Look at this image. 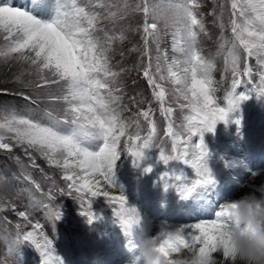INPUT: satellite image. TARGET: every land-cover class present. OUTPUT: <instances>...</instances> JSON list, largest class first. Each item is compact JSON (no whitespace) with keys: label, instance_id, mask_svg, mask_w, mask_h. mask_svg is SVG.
Wrapping results in <instances>:
<instances>
[{"label":"snow or ice","instance_id":"snow-or-ice-1","mask_svg":"<svg viewBox=\"0 0 264 264\" xmlns=\"http://www.w3.org/2000/svg\"><path fill=\"white\" fill-rule=\"evenodd\" d=\"M55 3V15L48 22H41L18 9L0 7V33L8 41L0 49V60L24 62L34 70L28 74L36 77V80L24 84L18 76L17 82L25 87L41 88L56 83L64 87L63 95L49 98L63 103L62 115L54 116L49 112L47 122L31 115L0 114V150L11 152L14 147H22L26 152L38 153L50 166L62 169L69 194L75 193V199L81 204V214L89 223L94 219L89 197H104L113 206V214L129 238L127 247L131 248L132 230L140 221L136 210L126 207L121 193L109 191L114 189L113 168L121 154L122 138H125L124 152L138 163L145 149L156 146L157 128L149 109L138 113L149 123L147 135L129 132L130 123L123 118L120 109L123 99L120 76L124 70H116L113 66L115 45L122 44L126 35L123 31L117 34L106 30L101 22L107 20L115 25L131 13L142 16L143 23L138 30L143 55L149 57L142 74L152 90L153 99L160 105V112L168 121L165 135L172 138V154H165L161 146L159 160L165 165L169 161H180L195 174L190 186L170 185L166 174L162 179L166 189L174 187L180 199L187 200L197 189L214 184L207 167L208 153L203 146V134L212 132L218 122L226 120L229 111L249 98L234 93L243 78L251 76L249 61L252 59L261 69L255 95L264 97V0H231V18L227 27L230 38L224 35L223 22L218 24L221 29L218 51L224 53V70L232 77L223 108L218 106L216 97L217 82L213 77L216 65L205 58L198 47L200 35H208L199 12L200 0H161L159 4L150 0H136L135 3L130 0L122 3H113V0H87L86 3L55 0ZM161 25L173 30L177 56L170 63L165 57L163 67L157 56L153 71L150 46L159 44ZM138 50L135 47L129 49ZM165 71L167 75H164ZM165 82L173 85L174 99L185 102L179 107L189 110L182 131H174L170 119L173 108L165 106L168 95ZM235 123L239 125V120ZM197 135L201 141L193 143V137ZM149 171L151 169H145V172ZM25 179L31 180L27 176ZM35 187L39 191V185ZM42 195L49 201L54 199L51 189ZM43 207L46 218L54 227L61 216L59 209L52 203H44ZM226 211L224 204L220 205L213 219L187 226L186 234L183 228L175 231L162 228L153 237L157 250L168 259L174 258L180 250L192 249L201 257L214 258L215 264H232L225 239L228 228L224 220ZM18 215L30 221L27 211H20ZM40 228L37 223L33 225V231H17L13 238L16 248L10 252L13 255L26 241L41 254L42 264H62L58 257L49 259L52 243L42 231H37Z\"/></svg>","mask_w":264,"mask_h":264},{"label":"rangeland","instance_id":"rangeland-1","mask_svg":"<svg viewBox=\"0 0 264 264\" xmlns=\"http://www.w3.org/2000/svg\"><path fill=\"white\" fill-rule=\"evenodd\" d=\"M79 2L86 3L87 0H79ZM122 2L123 0H113V3ZM130 2L135 3L136 0ZM150 2L159 4L161 0H150ZM230 2L231 0H200L199 9L208 35H200L198 47L202 55L216 65L213 77L217 82V103L222 108L225 107L224 97L230 89L232 77L231 73H225L224 53L218 51L221 43V29L218 24L223 22L226 29L224 35L230 38V32L227 30L231 18ZM2 6L24 11L41 22L50 21L56 11L55 0H43V2L42 0H0V7ZM142 23V16L135 13L129 14L115 25L107 20L101 22L106 30L117 34L123 31L126 35V40L122 44L118 42L115 45L113 66L116 70H124L120 76L123 89L120 109L123 118L130 123L129 132L135 134L138 131L141 136L147 135L149 123L138 113L149 109L150 117L157 128L156 146L145 149L138 163L124 152L125 138L121 139L119 146L121 154L113 168V187L125 196V200L136 204L147 214L151 215L155 209H158L163 215L168 213L177 216V221L180 222L181 216L185 213L179 210L185 200L180 199L174 187L166 189L162 177L166 174L170 185L175 183L177 186L180 184L190 186L195 174L190 167L180 161H169L165 165L159 160L161 146L165 154H172V138L165 135L168 121L160 112V105L153 99L152 90L142 74V69L149 60V57L143 55V43L138 30ZM100 35L102 36L103 33ZM173 41V30L161 25L159 44L153 43L150 46L153 71L156 68L157 56L160 57L162 67L165 57L170 63L177 56ZM7 43L4 34L0 33V49ZM133 47L139 50L129 51ZM121 52L123 55L120 54ZM249 66L252 70L251 76L244 77L234 93L235 96L244 95L249 98L229 111L226 120L218 122L212 132L203 134V146L208 153L207 167L213 180L219 176L218 181H224L221 174L227 169L228 174L231 175L229 180L234 183L233 186L230 182L217 185L220 189L213 187V184L205 186L211 189L215 201L218 198L223 201L232 199L245 190H249L247 195L259 196V188L264 186L262 183L264 176H259L264 172V97L255 95L257 85L260 83L261 69L255 59L249 61ZM30 71L34 70L24 62L0 60V114L6 115L11 112L31 115L43 122H47L49 112L54 116H61L63 103L54 102L49 98L63 95V85L56 83L36 88L34 85L25 87L17 82L18 76L24 84L36 80L35 75L28 74ZM164 75H167L166 71ZM165 87L168 90L165 106L173 108L170 118L173 129L182 131L189 110L179 107V104L185 102L182 100L177 102L174 99L172 84L165 82ZM237 120L239 125L235 123ZM200 141V135L193 137V143ZM238 153L239 156L241 154L247 156L248 166L238 165L237 167L240 168L236 171L237 175L232 167L227 168L229 162L227 160ZM145 169L151 171L145 172ZM26 176L31 180L25 179ZM175 177L180 179L176 180ZM252 182H256V188L250 187ZM35 185H39V191L36 190ZM50 189L54 196L52 201L42 195L48 193ZM195 194L196 192L193 193ZM89 199L94 216L91 223L81 214V204L75 199V193L69 194L62 169L50 166L38 153L31 150L26 152L22 147H14L11 152L0 150V264H42L41 254L26 241L17 247L13 255L10 252V249L16 248L13 238L17 231H33V225L37 223L41 225L37 231H42L51 240L50 260L58 257L62 264H106L101 260L102 238H104L112 249L117 250L120 260L124 263L128 261L130 257L127 255L128 252L124 251L127 248L128 238L113 214V206L102 196L89 197ZM44 203L55 204L61 213L54 227L45 216ZM209 203L204 200L198 208L193 207L191 214L197 215L200 219L210 216L213 207ZM198 205L199 203H196L194 206ZM126 207L131 208L129 203ZM20 211H27L30 221L23 220L18 215ZM139 225L146 232L141 222Z\"/></svg>","mask_w":264,"mask_h":264},{"label":"clouds","instance_id":"clouds-1","mask_svg":"<svg viewBox=\"0 0 264 264\" xmlns=\"http://www.w3.org/2000/svg\"><path fill=\"white\" fill-rule=\"evenodd\" d=\"M224 206L228 225L225 239L232 264H264V193L226 201ZM130 238L132 247L128 250L135 255L125 264H215L214 258L201 257L192 249L180 250L174 258L166 259L140 225L132 230Z\"/></svg>","mask_w":264,"mask_h":264},{"label":"bare ground","instance_id":"bare-ground-1","mask_svg":"<svg viewBox=\"0 0 264 264\" xmlns=\"http://www.w3.org/2000/svg\"><path fill=\"white\" fill-rule=\"evenodd\" d=\"M246 150H249V149H246ZM235 156H236V158H234ZM238 156H239V153L235 154L232 159L227 160V161H229L227 168L229 169L230 167H232V169L235 170L234 171L235 174H237L236 171L239 170V168H240V167H237L238 165L245 164L244 166H248L247 156L243 155V154H241L239 157ZM225 165H227V163H225ZM227 171H228L227 169L226 170L224 169L223 170V174H221L222 177L224 178V181L219 182L218 181V180H220L219 176H218V178L214 179L215 183L213 184V187H215L217 189H220V186L222 184L224 185V184H227V183L230 182L231 179L229 180V178L231 177V175L228 174ZM259 176H264V172L259 174ZM237 183H239L238 180H237ZM255 183L256 182H252L250 184V187L253 186V187L256 188L257 184H255ZM262 183L264 184V182H262ZM230 184H232V186L234 185V183H232V181L230 182ZM217 185H220V186L218 187ZM112 190L113 191H111L109 189V191L112 192L113 194H119L117 190H115V189H112ZM263 190L264 189H262V188L260 189L259 188V194H261ZM248 191H246V190L242 191L241 194L236 195L235 197H233L232 199H229V200H225L224 199L225 201H223V199L218 198V200L215 201L212 198L213 192L211 194V189H209L207 187H203V188H201L199 190L197 189L195 195H192L189 199L185 200L183 204H181L179 212H184L185 215L181 216L182 220L180 222L177 221V216H172V215H170L168 213H164V215H163V212L158 210V209H155L154 213L149 215L146 212H144L142 209H140L136 204L132 203L129 200H126V201H127V203H129L131 208H134L136 210V212L138 214V217H139V221L146 228V233L150 237H154V236H156L158 234V232L162 228H165V227H166V229L168 231H175L177 229L183 228V229H185V234H186L187 226L194 225V224H196V223H198V222H200L202 220H211V219H213L215 210H217L220 205L224 204L226 201L238 200L241 197L246 196ZM123 197H125V196H123ZM204 200L209 201L210 202L209 205H212L213 208H212L211 212L209 213L210 216L201 217V219H200V218H198L197 215H192L191 213H192L193 207L198 208L201 205V203L204 202ZM196 203H199V205L198 206H194V205H196ZM166 214H167V216H165ZM102 239H103V242L101 241L102 242V250H101V248H100V250H101L102 255L104 256V258L102 256L101 260H103V262H106V264H125L122 260H120L119 253L117 252V250L116 249H112L111 248L112 246H110V244H108V242L106 240H104V238H102ZM122 249H124V248H122ZM124 251L128 252L127 255L130 258L135 255L134 252H130L128 250V247L126 249H124Z\"/></svg>","mask_w":264,"mask_h":264}]
</instances>
